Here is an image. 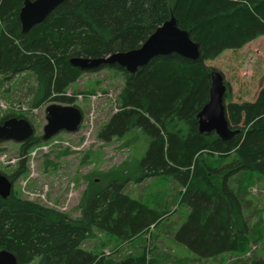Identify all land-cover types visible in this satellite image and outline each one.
Here are the masks:
<instances>
[{
  "label": "trees",
  "instance_id": "trees-1",
  "mask_svg": "<svg viewBox=\"0 0 264 264\" xmlns=\"http://www.w3.org/2000/svg\"><path fill=\"white\" fill-rule=\"evenodd\" d=\"M24 1L0 0V75L3 80L22 74L35 78L32 109L47 102L75 103L68 89L87 72L71 67L69 59L137 49L171 16L199 44L200 58L191 62L175 54L157 57L133 75L104 66L121 73L124 84L117 111L97 138L104 144L124 140L123 145L130 147L142 133L149 145L139 163L140 174L131 177L122 164L97 173L99 179L82 175L85 188L75 219L12 190L0 198V251L11 252L19 264H182L163 252L157 258L143 243L135 254L118 259L82 247L96 232L104 234L106 242L120 245L149 235L167 212L131 198L124 187L129 181L171 175L182 187L180 204L188 211L173 240L196 257L193 264L220 257H225L223 264H264L257 253L244 257L252 246L264 244V220L259 213L254 222L246 215L248 188L242 177L251 172L264 179V79L253 101L233 103L231 92L225 93L231 132L226 138L199 133L196 118L208 102L211 73L216 71L205 62L264 36V0H66L23 34L18 13ZM9 118L26 119L23 113L9 112L0 125ZM130 131L140 133L125 140ZM42 142L32 136L20 145V156ZM204 155L235 157L227 166L239 177L236 189L211 182L213 172L222 166L201 165ZM45 166L54 163L46 157ZM0 174L13 186L18 178L28 177L25 159L18 161L13 173Z\"/></svg>",
  "mask_w": 264,
  "mask_h": 264
},
{
  "label": "rangeland",
  "instance_id": "rangeland-1",
  "mask_svg": "<svg viewBox=\"0 0 264 264\" xmlns=\"http://www.w3.org/2000/svg\"><path fill=\"white\" fill-rule=\"evenodd\" d=\"M205 64L221 74L226 92H231L233 103L253 101L264 79V36L240 50L224 51L215 60L206 61ZM123 84L124 77L121 73L113 69H101L84 73L69 87L67 95L74 96L76 100L70 106L74 105L81 110L82 124L77 132H60L51 140L35 145L23 155L28 177L18 178L12 186V190L17 191L20 198L53 208L75 219L80 216L79 199L85 188V183L80 178L82 175L89 174L90 178L99 179L97 173L106 172L122 164L131 177L140 174L139 163L149 145L142 133L135 131L140 133L141 138L138 135L130 147L123 145L124 140H113L104 144L97 138L101 126L117 111V98ZM35 88L36 81L32 75L22 74L8 80H3L0 75V118L9 112L23 113L34 128V137H41L46 124V107L51 104H68L47 102L37 109H32ZM90 91L93 93L87 94ZM136 133L130 131L124 139H132ZM20 145L14 142L0 143V149L3 150L0 152V172L6 175L14 172L18 164ZM65 150L68 151L66 155L62 154ZM30 152L36 153L33 160L28 156ZM3 154L17 161L13 165L4 164L1 160ZM85 156L88 159L82 164ZM46 157L54 166H45ZM234 159L233 155L223 159L215 155H204L200 157L199 162L201 165L206 163L211 169L221 164V170L213 172L215 174L210 179L211 182L218 188L226 183L229 188L236 189L235 183L239 177L229 173L231 167L227 166ZM242 177H245L243 187L248 188L244 195L246 215L252 222L256 221L259 215L264 220V197L256 193V189L264 191V179L251 172L243 173ZM181 189L176 178L171 175L145 178L137 183L127 182L124 193L152 209L167 212V215L155 228L150 229L149 235L136 239L133 243L120 245L114 241L106 242V236L96 232L94 238L86 241L82 247L118 259L135 254L139 246L144 244L147 251L158 255L159 259L161 256L158 248L170 257L178 259V263L193 264L196 257L172 240L174 229L185 223L188 215L186 207L180 204L181 192L183 193ZM260 244L256 245L257 249L253 252L258 250V254L264 257V244ZM197 263L207 264V260Z\"/></svg>",
  "mask_w": 264,
  "mask_h": 264
},
{
  "label": "water",
  "instance_id": "water-1",
  "mask_svg": "<svg viewBox=\"0 0 264 264\" xmlns=\"http://www.w3.org/2000/svg\"><path fill=\"white\" fill-rule=\"evenodd\" d=\"M66 0H25L18 13L21 33L29 32ZM200 46L192 41L186 30L181 29L174 16L157 27L139 48L127 52H115L104 57H73L69 59L71 67L81 72L101 70L104 66H117L133 75L139 68L157 57L175 54L191 62L200 58ZM226 86L218 72L211 73V85L208 102L198 112L199 133H214L224 139L231 134L229 129L224 95ZM83 114L79 108L70 105L51 104L45 109L46 124L41 136L48 141L60 132L75 133L82 124ZM34 136V129L24 118H9L0 125V143L14 142L22 144ZM12 191V184L0 174V198H7ZM0 264H19L15 256L7 251H0Z\"/></svg>",
  "mask_w": 264,
  "mask_h": 264
},
{
  "label": "built area",
  "instance_id": "built-area-1",
  "mask_svg": "<svg viewBox=\"0 0 264 264\" xmlns=\"http://www.w3.org/2000/svg\"><path fill=\"white\" fill-rule=\"evenodd\" d=\"M43 149H46V148H43ZM39 150V149H38ZM28 156L31 158V160H33L34 158H35V156H36V153H34V152H30L29 154H28ZM25 158V156H19V158H18V161L20 160V159H24ZM1 160H2V162L4 163V164H7V165H13L16 161H17V159H14V158H8L6 155H2L1 156ZM256 193H260V195L261 196H263L264 197V191L263 190H257L256 189ZM256 248L255 247H252V250H255ZM248 256V255H247Z\"/></svg>",
  "mask_w": 264,
  "mask_h": 264
},
{
  "label": "crops",
  "instance_id": "crops-1",
  "mask_svg": "<svg viewBox=\"0 0 264 264\" xmlns=\"http://www.w3.org/2000/svg\"><path fill=\"white\" fill-rule=\"evenodd\" d=\"M178 190H180V188H178ZM181 191H182V189H181ZM261 197H263V196H261ZM187 213H188V211H187ZM180 227V225H178L175 229H174V231H173V233L178 229ZM172 240H173V234H172ZM174 241V240H173ZM174 243H176L175 241H174ZM178 244V243H177ZM178 245H180V244H178ZM259 245H261V244H258L257 246H259ZM256 245H255V247H257ZM184 249H185V247H183ZM182 248V249H183ZM105 251V250H104ZM158 251H160V252H163V250H161L160 248H158ZM185 251V250H184ZM258 251V250H257ZM256 251V253H257V255H258V257H262L260 254H258V252ZM255 253V252H254ZM255 253V254H256ZM225 261V257L224 258H217V259H214V260H207V264H223V262ZM195 264H198L197 262H195Z\"/></svg>",
  "mask_w": 264,
  "mask_h": 264
}]
</instances>
